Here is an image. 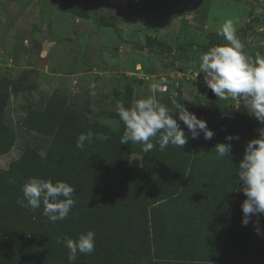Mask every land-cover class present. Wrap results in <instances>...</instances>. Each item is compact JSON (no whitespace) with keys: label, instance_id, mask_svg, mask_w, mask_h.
I'll use <instances>...</instances> for the list:
<instances>
[{"label":"trees","instance_id":"trees-1","mask_svg":"<svg viewBox=\"0 0 264 264\" xmlns=\"http://www.w3.org/2000/svg\"><path fill=\"white\" fill-rule=\"evenodd\" d=\"M59 1L72 15L89 16L84 0ZM100 19L101 24L114 25L103 16ZM220 38L216 35L203 50L223 44ZM141 46L173 49L151 35ZM28 88L27 82L11 90L0 87V157L14 148L19 137L7 121L11 92ZM165 89L157 94L161 103L170 109L172 100L185 106L181 90L168 84ZM247 111L240 105L212 121L198 106L194 113L214 132L210 140L202 132L192 139L178 121L187 143L182 148L170 144L162 152L158 135L152 140L156 147L141 151L140 163L135 164L134 144H120L125 128L115 108L108 113L117 120L112 126L92 114L88 101L80 104L67 92L54 90L43 106L30 107L21 118L19 126L34 134H28L20 156L0 168V264H264V217L260 224L253 217L247 226L241 223L246 197L238 166L247 142L264 128ZM172 115L178 118V113ZM89 131L110 139L94 138L78 149V135ZM227 134L239 139L230 142L228 158H217L214 147L228 143ZM31 177L74 186L75 206L65 220L53 223L42 215L43 205L31 211L17 203ZM88 230L96 234L95 251L78 253L70 262L63 241Z\"/></svg>","mask_w":264,"mask_h":264},{"label":"rangeland","instance_id":"rangeland-1","mask_svg":"<svg viewBox=\"0 0 264 264\" xmlns=\"http://www.w3.org/2000/svg\"><path fill=\"white\" fill-rule=\"evenodd\" d=\"M84 2L89 6L87 18L72 15L59 0H0V87L29 85L11 92L7 121L19 137L14 148L0 157V168L18 158L28 145V134H34L19 126L21 118L30 107L43 106L54 90L67 92L80 104L88 101L92 114L112 126L117 120L108 113L118 102L132 104L152 95L151 85L158 81L162 88L168 84L181 90L186 108L194 113L200 106L212 121L245 106L242 99H220L210 92L199 73V54L230 19L244 53L264 56L260 46L264 13L256 14L257 8L264 9V0ZM101 16L114 25L101 24ZM147 35L173 49L141 46ZM220 41L226 43L222 37ZM142 147L134 144L135 164L140 163ZM263 217L253 220L260 224Z\"/></svg>","mask_w":264,"mask_h":264},{"label":"clouds","instance_id":"clouds-1","mask_svg":"<svg viewBox=\"0 0 264 264\" xmlns=\"http://www.w3.org/2000/svg\"><path fill=\"white\" fill-rule=\"evenodd\" d=\"M264 13L257 8L256 14ZM217 35L226 42L210 47L199 54V73L204 74L206 86L220 99H242L248 113L264 124V56L257 54L251 58L244 53V45L237 35V29L232 20H226L217 30ZM264 47V41L260 43ZM166 89L161 82L151 85L152 95L136 99L130 106L123 102L116 104V112L124 124V132L120 144L143 145L142 151L148 153L156 145L153 139H158L160 151H165L171 144L182 148L188 140L179 122L191 133L192 139H198L201 132L205 140H210L214 132L208 127L206 120L198 118L185 106L172 100L173 108L161 103L158 93ZM178 113L174 118L172 113ZM179 121V122H178ZM258 137L250 139L238 166V179L246 199L242 201V225L247 226L253 216L264 215V128L258 129ZM106 141L109 136L99 133L95 137L91 131L81 133L76 140V147L83 150L86 142L93 139ZM233 139L238 135L227 134L228 143H217L214 147L217 158L229 157ZM76 189L64 181L46 180L39 177L29 178L22 186L23 198L17 203L24 208L35 211L43 205L42 215L55 223L65 220L75 206L73 194ZM260 235V229L256 228ZM95 232L88 230L73 240L66 238L63 243L69 250L68 260L74 262L78 253L90 255L95 251Z\"/></svg>","mask_w":264,"mask_h":264},{"label":"water","instance_id":"water-1","mask_svg":"<svg viewBox=\"0 0 264 264\" xmlns=\"http://www.w3.org/2000/svg\"><path fill=\"white\" fill-rule=\"evenodd\" d=\"M14 8H16V7H14ZM210 92L213 93L211 90H210Z\"/></svg>","mask_w":264,"mask_h":264},{"label":"built area","instance_id":"built-area-1","mask_svg":"<svg viewBox=\"0 0 264 264\" xmlns=\"http://www.w3.org/2000/svg\"><path fill=\"white\" fill-rule=\"evenodd\" d=\"M165 88H166V85H165ZM165 88H164V89H165Z\"/></svg>","mask_w":264,"mask_h":264}]
</instances>
